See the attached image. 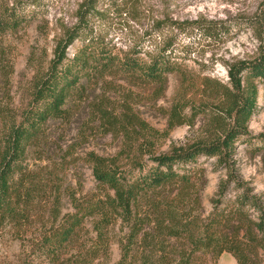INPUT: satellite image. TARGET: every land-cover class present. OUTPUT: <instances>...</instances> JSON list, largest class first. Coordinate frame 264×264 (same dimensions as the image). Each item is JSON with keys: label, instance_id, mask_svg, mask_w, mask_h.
<instances>
[{"label": "rangeland", "instance_id": "1", "mask_svg": "<svg viewBox=\"0 0 264 264\" xmlns=\"http://www.w3.org/2000/svg\"><path fill=\"white\" fill-rule=\"evenodd\" d=\"M260 1L0 0V17L14 11L18 22L14 28L0 29V136L6 117L18 119L25 110L34 81L44 74L65 33L80 26V18L83 34L66 47L67 58L89 45L94 55L104 51L122 58L135 53L147 61L148 55L169 44L177 60H183L180 74H168L157 84L136 82L120 73L80 81L66 102L65 116L48 122L24 157L23 172L42 175L41 192L19 206L13 218L0 221V264H80L79 254L97 243L92 228L97 217L81 220L72 243L57 247L44 242L43 235L75 211L71 196L81 201L101 194L90 157L128 174L137 161L146 170L152 158L210 138L209 116L195 112L189 124H177L171 107L214 104L203 93L204 81L226 84V65L251 59L257 43L246 30L214 43L190 24L211 20L227 26L249 17ZM255 84L254 113L227 160L201 156L177 168L179 173H192L183 202L194 216L239 208L255 220L264 211V81ZM188 106L182 112L186 119L192 112ZM125 231L118 219L110 221L103 231L108 250L93 256L91 264L117 261V243ZM230 263L236 264L225 252L216 260Z\"/></svg>", "mask_w": 264, "mask_h": 264}, {"label": "trees", "instance_id": "2", "mask_svg": "<svg viewBox=\"0 0 264 264\" xmlns=\"http://www.w3.org/2000/svg\"><path fill=\"white\" fill-rule=\"evenodd\" d=\"M80 20L81 28L65 33L44 74L34 81L25 110L18 119L9 121L6 117L5 131L0 136V221L13 218L19 206L29 204L33 195L41 192L42 175L24 173V157L42 136L45 125L65 116L66 102L80 88L81 80L88 82L93 76L120 73L136 82L157 84L166 75L183 70V60H177L169 44L148 55L147 61L135 53L122 58L104 51L94 55L89 45L67 58L66 47L83 34L85 24ZM17 23L14 11L0 17V29L14 28ZM225 23L209 20L190 25L202 37L218 44L238 32L250 31L257 43L253 57L228 63L226 84L204 81L202 90L212 99L211 106L174 104L170 112L177 124H189L195 112L209 116L206 132L210 138L154 157L146 170L137 161L128 174L90 157L91 174L101 194L81 201L71 196L75 211L65 214L61 224L43 235L44 242L57 247L72 243L81 220L97 217L92 226L97 243L79 254L80 264H91L98 252H107L103 231L110 221L118 219L126 231L117 243L118 259L113 264H216L223 252L230 254L236 264H264V211L255 220L239 208L214 211L204 218L194 216L183 202L192 173H179L177 169L201 156L225 162L233 145L246 134L255 110V83L264 81V0L249 17L228 22L227 26ZM186 105L192 111L188 119L182 114ZM133 171L136 175L131 176Z\"/></svg>", "mask_w": 264, "mask_h": 264}, {"label": "crops", "instance_id": "3", "mask_svg": "<svg viewBox=\"0 0 264 264\" xmlns=\"http://www.w3.org/2000/svg\"><path fill=\"white\" fill-rule=\"evenodd\" d=\"M228 262H229V260H227ZM230 264H232V263H230Z\"/></svg>", "mask_w": 264, "mask_h": 264}]
</instances>
